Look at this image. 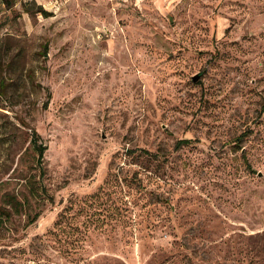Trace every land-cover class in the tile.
Masks as SVG:
<instances>
[{
    "label": "rangeland",
    "instance_id": "obj_1",
    "mask_svg": "<svg viewBox=\"0 0 264 264\" xmlns=\"http://www.w3.org/2000/svg\"><path fill=\"white\" fill-rule=\"evenodd\" d=\"M0 207V264H264V0H0Z\"/></svg>",
    "mask_w": 264,
    "mask_h": 264
},
{
    "label": "trees",
    "instance_id": "obj_2",
    "mask_svg": "<svg viewBox=\"0 0 264 264\" xmlns=\"http://www.w3.org/2000/svg\"><path fill=\"white\" fill-rule=\"evenodd\" d=\"M34 138L32 139L31 141V145H32V148L34 149V151L36 152L37 156H38V160H37V163L38 164H42V160H43V155H44V152L46 150V147L43 143H39L37 140L39 138V136L37 135V133L34 131ZM1 207H0V211H1ZM1 213H0V226L2 224V221H1Z\"/></svg>",
    "mask_w": 264,
    "mask_h": 264
}]
</instances>
